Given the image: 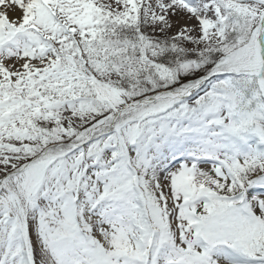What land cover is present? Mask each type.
I'll return each mask as SVG.
<instances>
[{
	"label": "snow or ice",
	"instance_id": "obj_1",
	"mask_svg": "<svg viewBox=\"0 0 264 264\" xmlns=\"http://www.w3.org/2000/svg\"><path fill=\"white\" fill-rule=\"evenodd\" d=\"M0 264H264V0H0Z\"/></svg>",
	"mask_w": 264,
	"mask_h": 264
}]
</instances>
